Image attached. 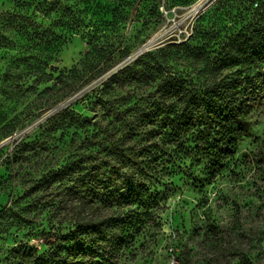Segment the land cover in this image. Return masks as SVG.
<instances>
[{"label": "rangeland", "instance_id": "1", "mask_svg": "<svg viewBox=\"0 0 264 264\" xmlns=\"http://www.w3.org/2000/svg\"><path fill=\"white\" fill-rule=\"evenodd\" d=\"M262 26L264 0H0V264H30L23 248L67 264H264V85L212 178L210 139L175 137L160 114L168 74L204 90L229 39ZM226 72L256 83L264 63ZM89 208L119 225L67 239Z\"/></svg>", "mask_w": 264, "mask_h": 264}, {"label": "trees", "instance_id": "2", "mask_svg": "<svg viewBox=\"0 0 264 264\" xmlns=\"http://www.w3.org/2000/svg\"><path fill=\"white\" fill-rule=\"evenodd\" d=\"M153 8L155 6L150 10ZM263 63L264 26L239 31L229 39L217 54L213 64V71L216 74L204 90L197 91L193 87L190 88L182 79L170 74L165 77L163 92L167 105L160 109V114H164V120L172 131L171 135L178 137L181 133L194 129V139H210L203 143L201 148L210 157L208 175L211 178L221 170L224 160L235 154L238 139L248 133L249 123L244 116L250 107L249 102L256 100V90L264 85V73H262L263 78L255 83L248 79V73L247 75H240V73L229 75L226 70L237 68L240 71L241 67L250 68ZM79 86L75 80L66 84L67 90H74ZM94 90L93 88L91 91L94 92ZM172 98L177 105L172 106L170 102ZM67 109L68 107L63 108L49 119L54 121L64 116L66 112L70 115ZM198 142L195 140V148ZM131 150L135 151L134 148ZM127 193V196L123 198L132 204L143 195L144 198H150L146 197L145 191L136 193L135 190H129ZM92 209L77 213L74 219L76 227L66 233L67 239L76 240L81 237H87L93 241L104 239L103 233L108 228L115 229L119 225L118 217L97 215ZM124 239L125 237L110 239L112 250L121 249ZM76 248L83 255L92 252L91 244L87 246L80 244ZM17 253L22 258L28 259L30 264H67L66 260L59 257L56 249H51L47 257L37 255L28 248L20 249ZM53 253H56L54 257L51 256ZM56 257L59 258L55 259Z\"/></svg>", "mask_w": 264, "mask_h": 264}]
</instances>
